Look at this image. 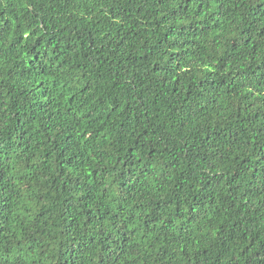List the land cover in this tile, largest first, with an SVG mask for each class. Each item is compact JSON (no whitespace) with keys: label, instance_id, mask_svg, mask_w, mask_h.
Segmentation results:
<instances>
[{"label":"trees","instance_id":"16d2710c","mask_svg":"<svg viewBox=\"0 0 264 264\" xmlns=\"http://www.w3.org/2000/svg\"><path fill=\"white\" fill-rule=\"evenodd\" d=\"M0 264H264V0H0Z\"/></svg>","mask_w":264,"mask_h":264}]
</instances>
